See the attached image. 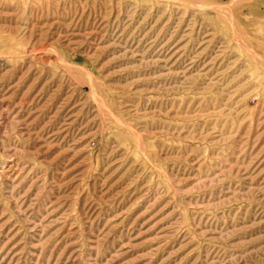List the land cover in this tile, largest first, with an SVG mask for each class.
<instances>
[{"label": "rangeland", "instance_id": "374dc122", "mask_svg": "<svg viewBox=\"0 0 264 264\" xmlns=\"http://www.w3.org/2000/svg\"><path fill=\"white\" fill-rule=\"evenodd\" d=\"M0 264H264V0H0Z\"/></svg>", "mask_w": 264, "mask_h": 264}]
</instances>
